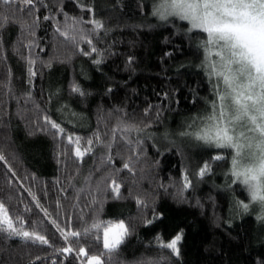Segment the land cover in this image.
I'll return each mask as SVG.
<instances>
[{"label": "trees", "instance_id": "16d2710c", "mask_svg": "<svg viewBox=\"0 0 264 264\" xmlns=\"http://www.w3.org/2000/svg\"><path fill=\"white\" fill-rule=\"evenodd\" d=\"M160 2L0 0V203L48 240L0 231V264H87L80 248L105 251L92 225L120 220L111 264H264V221L238 204L251 201L231 150L181 135L215 100L207 34L153 15ZM68 136L91 150L78 157ZM178 234L179 256L160 247Z\"/></svg>", "mask_w": 264, "mask_h": 264}, {"label": "snow or ice", "instance_id": "6c2138e0", "mask_svg": "<svg viewBox=\"0 0 264 264\" xmlns=\"http://www.w3.org/2000/svg\"><path fill=\"white\" fill-rule=\"evenodd\" d=\"M5 2L11 3L12 0ZM21 2L26 6L33 4V0ZM153 15L161 20L177 17L189 22V31L202 30L207 34L206 40L199 47L206 52H212L215 57L213 60H209L207 56L205 58L215 100L210 104L209 114L193 118L192 124L188 125L194 131L181 135L194 137L209 147L231 150L230 174L234 182L244 187L251 201H238V204L245 212L253 205L258 206V218L264 221V0H161L154 7ZM93 23L97 29L103 27L100 21ZM74 90L80 92L79 88ZM48 122L52 128L64 132L59 124ZM132 130L124 129L125 132ZM67 138L69 142L77 145L78 157L91 150H80V137H75L74 140L72 136ZM87 143L91 145L92 141ZM4 159L0 154V160ZM214 159L224 160L227 157L218 154ZM128 167V164L124 165V168ZM208 171L210 168L205 164L199 175L204 176ZM185 181L187 183V177ZM113 187L118 193L119 185L113 182ZM17 221L23 225L19 218ZM92 228H102L105 251L101 255L88 256L87 250L80 248L79 253L88 257L87 264H105V260L111 264L113 254L118 253L124 239L129 235L127 226L120 221L115 224H93ZM0 231L48 243L42 235L24 231L22 227L16 228L3 203H0ZM89 231L90 229H85V233ZM71 235L79 236L80 233L73 232ZM181 239L182 236L178 234L170 242L161 243L160 247L170 249L179 256L178 244ZM61 251L72 252L73 249L66 247ZM137 264L143 262L138 261Z\"/></svg>", "mask_w": 264, "mask_h": 264}, {"label": "rangeland", "instance_id": "374dc122", "mask_svg": "<svg viewBox=\"0 0 264 264\" xmlns=\"http://www.w3.org/2000/svg\"><path fill=\"white\" fill-rule=\"evenodd\" d=\"M189 23V22H188ZM212 53V52H211ZM211 55H213V54H211ZM213 59H215V57L213 58ZM120 221H123V220H120ZM120 221H117V222H115V223H119ZM124 222V224L127 226V224H126V222L125 221H123ZM115 223H113V224H115Z\"/></svg>", "mask_w": 264, "mask_h": 264}]
</instances>
